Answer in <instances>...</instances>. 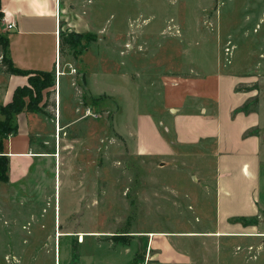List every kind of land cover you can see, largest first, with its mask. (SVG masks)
<instances>
[{
  "label": "rangeland",
  "instance_id": "1",
  "mask_svg": "<svg viewBox=\"0 0 264 264\" xmlns=\"http://www.w3.org/2000/svg\"><path fill=\"white\" fill-rule=\"evenodd\" d=\"M63 1L81 15L64 40L84 37L60 54V90L55 71L34 99L32 145L47 155L22 165L41 166L43 192L36 198L32 178L28 193L0 183V264H264V0ZM219 85L222 105L227 93L242 99L231 119L259 117L246 133L260 139L250 215L218 213L225 132L200 110L214 113ZM15 123L28 132L30 116ZM181 133L193 145H180ZM234 230L252 236L218 235ZM58 233L94 237L80 245Z\"/></svg>",
  "mask_w": 264,
  "mask_h": 264
},
{
  "label": "crops",
  "instance_id": "2",
  "mask_svg": "<svg viewBox=\"0 0 264 264\" xmlns=\"http://www.w3.org/2000/svg\"><path fill=\"white\" fill-rule=\"evenodd\" d=\"M76 4L78 3L76 2L75 5L71 4L68 9L69 11H67V5L63 0H0V12H2L3 16H6L8 20H14L16 23L15 29L7 32L9 56L13 66L20 70L31 72H55L56 59L58 58L60 66V54L58 48L59 34L61 31L66 30V27L71 28L67 31L76 29L73 22L71 23L72 19L76 18L77 21L81 20L80 10L78 11L77 9L79 4L78 7ZM80 30L82 32L85 31L83 29ZM68 65L73 67L71 62L68 63ZM83 74L82 79L86 80V74ZM56 78L59 88L56 87V89L60 90V76H56ZM0 80H3V83L0 82V105L2 106L11 100L15 88L28 84L27 77L24 76L6 75L1 76ZM12 81H15L13 85L15 87H12ZM5 83H8V85L4 92ZM220 88L219 85L216 98L217 107L214 113H212V109L210 107L208 108V106H205L200 110V114L203 113L204 116L206 114H211L212 117L217 115L218 119L215 123L216 135L218 129L219 135L223 130L225 132L224 140L219 139L218 154L216 151L217 159L215 173L219 193L218 213L223 211L242 212L240 214L242 216L250 215L253 205L251 201L252 194H254L255 190L257 193L259 183L260 139L253 135L246 136V133L252 128H257L259 126V117L256 114V116L251 115L249 117H246L244 114H238L231 119L230 114L235 109L241 107L242 99L237 98V96L232 93H227V95L224 96L225 102L222 105L223 100ZM187 106L188 105L182 104L180 107L179 105L180 108L178 109V114H186L184 111H186L187 108L184 107ZM171 111L173 112V110ZM26 113L31 119L30 126L27 127L28 132H18L16 135L8 137L3 142V152L4 155L8 157L9 163L8 182L3 183V185L10 187L25 186V192L28 193L30 186L28 182L30 181V178H32L35 183L33 184L35 190L34 194L37 198L39 197V194L43 192V189H40V186L38 185L40 184L39 180L41 182L43 176V173L41 174L42 168L39 166L36 171H32L27 163L22 165V160L42 158L47 154L34 150V145H32V143H34V138L37 137V134L40 132V120H38V116L35 115L36 113L27 111ZM193 118L196 123L195 128L193 127V130L196 133L194 141H196L198 139V117L196 116ZM54 125L55 130L59 129V124L57 125L54 123ZM204 127L206 128L207 126L204 125ZM181 134L184 139L178 141L180 145H193L192 139L186 137L185 133ZM209 137L210 136L200 135V140H203L204 142V140L207 141V138ZM69 192L74 193V188L69 190ZM36 200L34 198L31 203L33 207H35ZM72 205L73 202L67 203L68 207ZM55 208H57V203L55 204ZM244 211L247 213H243ZM79 235L89 238L94 237L90 236L91 234H84V236L83 234ZM79 235L65 234L61 237H74L73 239H76L75 237ZM218 235L222 237L228 236L237 238L252 236V234L241 233V230H234V232H225ZM83 242L84 238L79 244L81 245ZM153 243L151 239L150 247L152 248ZM57 244L58 249L60 250L58 239L55 255H57ZM158 257H160V254Z\"/></svg>",
  "mask_w": 264,
  "mask_h": 264
},
{
  "label": "trees",
  "instance_id": "3",
  "mask_svg": "<svg viewBox=\"0 0 264 264\" xmlns=\"http://www.w3.org/2000/svg\"><path fill=\"white\" fill-rule=\"evenodd\" d=\"M3 17V13L0 12V19ZM79 37H84L83 34L72 33L64 40L63 34H59L58 48L59 54L63 53L64 46L69 45L74 47L79 44ZM0 65L6 75L10 76H24L27 77L28 84L17 87L14 89L11 100L4 106H0V115L3 117L0 119V183L8 182V157L3 152V142L10 136H14L17 133V125L15 118L18 114L27 112L40 113V109H36L37 101L34 100L38 96L40 98V91L45 87L50 86V78L53 73L36 72L43 76L44 82L39 83L30 75V71L20 70L13 66L9 56V42L8 33L0 35ZM35 97V98H34ZM28 99L26 103L25 100ZM35 107V108H33Z\"/></svg>",
  "mask_w": 264,
  "mask_h": 264
},
{
  "label": "built area",
  "instance_id": "4",
  "mask_svg": "<svg viewBox=\"0 0 264 264\" xmlns=\"http://www.w3.org/2000/svg\"><path fill=\"white\" fill-rule=\"evenodd\" d=\"M2 23L4 25V28H5L6 32H9V31H12V30L15 29V25H16L15 21L14 20H8L6 18V16H3L0 19V24H2ZM55 66H56V74H58V76H59V70H58V68H59V58L56 59V65Z\"/></svg>",
  "mask_w": 264,
  "mask_h": 264
},
{
  "label": "bare ground",
  "instance_id": "5",
  "mask_svg": "<svg viewBox=\"0 0 264 264\" xmlns=\"http://www.w3.org/2000/svg\"><path fill=\"white\" fill-rule=\"evenodd\" d=\"M58 101H59V98H58ZM59 131H60V128L58 129V133H59ZM45 156V155H44ZM49 156V155H48ZM56 157H58L57 155H56ZM59 236H61V234L60 233H58V237ZM81 236V242L83 241V237H82V235H80ZM84 236V235H83ZM149 237H153L154 235L153 234H149L148 235ZM59 239V238H58Z\"/></svg>",
  "mask_w": 264,
  "mask_h": 264
}]
</instances>
